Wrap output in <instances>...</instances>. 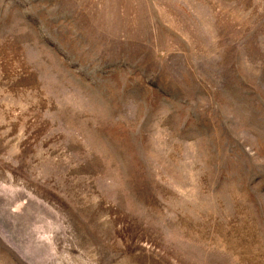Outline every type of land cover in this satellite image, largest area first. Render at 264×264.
<instances>
[{"label": "rangeland", "instance_id": "1", "mask_svg": "<svg viewBox=\"0 0 264 264\" xmlns=\"http://www.w3.org/2000/svg\"><path fill=\"white\" fill-rule=\"evenodd\" d=\"M0 264H264V0H0Z\"/></svg>", "mask_w": 264, "mask_h": 264}]
</instances>
